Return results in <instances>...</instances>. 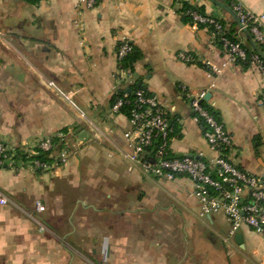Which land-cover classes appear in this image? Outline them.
I'll return each mask as SVG.
<instances>
[{"label":"crops","instance_id":"0c3cea01","mask_svg":"<svg viewBox=\"0 0 264 264\" xmlns=\"http://www.w3.org/2000/svg\"><path fill=\"white\" fill-rule=\"evenodd\" d=\"M215 1L0 0V142L31 146L68 129L74 147L53 172L0 169V264H264V235L231 234L225 212L203 214L191 179L154 177L123 156L131 125L112 108L138 83L177 122L173 152L209 160L217 153L187 96L206 92L233 139L227 158L264 181V75L230 62L211 29L182 14L196 7L230 27ZM233 1L264 14V0ZM123 39L142 57L117 79Z\"/></svg>","mask_w":264,"mask_h":264},{"label":"built area","instance_id":"2783aa9c","mask_svg":"<svg viewBox=\"0 0 264 264\" xmlns=\"http://www.w3.org/2000/svg\"><path fill=\"white\" fill-rule=\"evenodd\" d=\"M90 6L97 0H86ZM241 22L239 32L250 30L254 41L264 47V14H256L246 9L240 2L235 1L232 9ZM188 14L196 24H204L213 28V34L220 36L223 50L228 55L229 61H248L249 55L242 39L232 41L225 35L226 26L216 17L202 14L196 9H191ZM132 44L128 39H123L118 49L120 63L119 79L123 74L130 76L128 69L122 67V61L132 51ZM180 59L192 62L193 58L180 53ZM227 63L222 67L213 66L211 73L221 74ZM249 67L258 68L264 75V60L261 54L255 52L249 60ZM187 91L185 86H182ZM190 105L199 120L203 136L212 150L217 153L213 159L202 156H178L172 150V141L176 137V129L172 123L167 108L153 95L144 89H137L134 99H129V94L124 93L113 104L115 112H122L124 105H131L128 119L131 128L124 133L128 150L123 151V156L131 163L138 165L146 174L157 178L174 180L187 177L194 183L193 196L201 204L203 214L223 211L231 223V234H234L242 225H247L255 232L264 235V181L261 177L253 175L232 163L226 153L233 146V139L226 130L224 123L210 109L205 106L206 92L198 95L187 93ZM71 99L69 95H66ZM260 103L264 106V90L261 92ZM202 121V123L200 122ZM68 133L55 134L61 138H69ZM29 157L36 155L39 150L50 152L51 161L31 159L22 161L17 158V147L0 142V169H16L18 164L29 165L38 172H53L68 162L74 152L71 144L55 152L53 136L40 139L33 145H20ZM7 199L0 196V204H7ZM38 211L46 208L36 202ZM104 262H107L106 251Z\"/></svg>","mask_w":264,"mask_h":264},{"label":"trees","instance_id":"16d2710c","mask_svg":"<svg viewBox=\"0 0 264 264\" xmlns=\"http://www.w3.org/2000/svg\"><path fill=\"white\" fill-rule=\"evenodd\" d=\"M235 1H231L228 5L230 6L231 9H233V4H234ZM191 9H196L198 10L200 13L202 14H205L201 9L199 8H196V7H190V6H184L183 10H182V14H183V17L185 19V21H190V22H194V20L192 19V17L188 14V11L191 10ZM225 26H226V29H225V35L227 37H229L232 41H238L242 38H245L246 39V44L244 45L245 49L247 50V53L249 55V60H250V57L252 54H254L255 51L253 48H252V44L251 42L253 41L254 43H256L254 41V37L253 35L251 34L250 30L248 29V36L243 32L242 34L239 32V24L234 20L232 25L230 27H228L225 23L224 20H221L219 19ZM201 26H206L204 24H199ZM207 27V26H206ZM210 28L212 31H213V28L211 27H208ZM216 40H217V43L220 45V47L223 49V44L220 40V36H216ZM132 44V43H131ZM256 45L258 46V48L260 50H262L264 52V47L258 43H256ZM120 46V45H119ZM133 48H132V51L130 53H128V55L124 58V60L122 61V67L123 68H126V69H129L131 71H133L134 69V64L135 62H137L141 57H142V53L132 44ZM263 57V56H262ZM249 60L248 61H237L238 64H242L244 67H249ZM263 60H264V57H263ZM137 89H144L146 90L144 87H142L141 85H139L138 83H134L133 85H131L129 88H126V89H121L119 91H117L115 93V95L113 96V104L116 102V100L119 98V97H122L124 95V93H128L129 94V99L130 100H133L134 99V93L136 92ZM147 91V90H146ZM205 106H207L211 112H213L215 115H217L215 112H214V109L211 108L209 105H207L206 102H204ZM131 108V105H124L122 107V112L123 113H126L128 114L129 110ZM202 123V121H200ZM172 123L174 124L175 126V129L176 131H178V124L175 120H172ZM65 134L68 133V129H64L63 131H61ZM53 143L55 145V152H58L60 150H62L67 143H69V145L71 144L70 143V136L69 138H61V137H58L56 135L53 136ZM50 152L48 151H44V150H39L38 153L36 155H33L31 157L28 156V154H26L23 149L19 146L17 147V158L19 160H22V161H29L31 159H39V160H42V161H51L52 159L50 158Z\"/></svg>","mask_w":264,"mask_h":264},{"label":"water","instance_id":"95a60500","mask_svg":"<svg viewBox=\"0 0 264 264\" xmlns=\"http://www.w3.org/2000/svg\"><path fill=\"white\" fill-rule=\"evenodd\" d=\"M214 1H215V0H214ZM215 2H216V4H218L219 6L226 8V9L232 14V16H233V18L235 19V21L241 26V22H240L239 18L237 17V15L235 14V12H234L230 7L225 6V5H223L222 3H219V2H217V1H215ZM244 33L248 36V31H247L246 29H244ZM251 44H252V48L264 57V52L258 48V46L256 45V43H254V42L252 41ZM209 97H210V95L207 94V95L205 96V99H204V100H205V101L209 100ZM188 156L193 157L194 154L190 153ZM196 157H198V156H196Z\"/></svg>","mask_w":264,"mask_h":264},{"label":"rangeland","instance_id":"374dc122","mask_svg":"<svg viewBox=\"0 0 264 264\" xmlns=\"http://www.w3.org/2000/svg\"><path fill=\"white\" fill-rule=\"evenodd\" d=\"M71 147L74 148L72 144H71Z\"/></svg>","mask_w":264,"mask_h":264}]
</instances>
